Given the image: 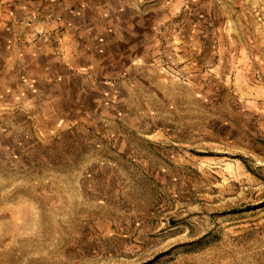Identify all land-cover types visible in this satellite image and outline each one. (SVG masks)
Wrapping results in <instances>:
<instances>
[{
    "label": "rangeland",
    "instance_id": "374dc122",
    "mask_svg": "<svg viewBox=\"0 0 264 264\" xmlns=\"http://www.w3.org/2000/svg\"><path fill=\"white\" fill-rule=\"evenodd\" d=\"M0 264H264V0H0Z\"/></svg>",
    "mask_w": 264,
    "mask_h": 264
},
{
    "label": "crops",
    "instance_id": "0c3cea01",
    "mask_svg": "<svg viewBox=\"0 0 264 264\" xmlns=\"http://www.w3.org/2000/svg\"><path fill=\"white\" fill-rule=\"evenodd\" d=\"M39 1L47 2V12H48V7L49 6H52L53 4H56V3L62 4V3H65L68 0H39Z\"/></svg>",
    "mask_w": 264,
    "mask_h": 264
}]
</instances>
